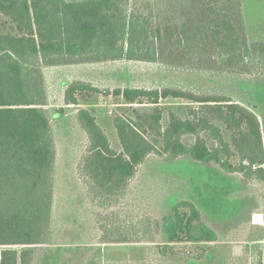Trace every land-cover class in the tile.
Wrapping results in <instances>:
<instances>
[{"label":"trees","instance_id":"1","mask_svg":"<svg viewBox=\"0 0 264 264\" xmlns=\"http://www.w3.org/2000/svg\"><path fill=\"white\" fill-rule=\"evenodd\" d=\"M176 1L174 13L158 22L164 14L148 4L132 8L129 0H0V264H32L33 247L48 244L50 236L57 147L46 110L44 67L124 59L209 69L202 64L207 59L223 71L241 73V64L252 65L264 83V41L250 42L241 0ZM84 91L100 89L82 80L67 82L65 103L81 104ZM112 94L122 107L113 118L121 150L113 147L93 109L77 111L88 137L79 176L100 206L124 198L154 153L190 156L264 180V124L245 106L174 87L126 86ZM171 98L191 104L184 116L170 108L165 121ZM205 135L213 138V147ZM183 207L188 210L182 212ZM174 212L171 241L180 233L188 241L218 240L193 202H179ZM195 225L200 236L194 235ZM101 239L135 242L121 232Z\"/></svg>","mask_w":264,"mask_h":264},{"label":"rangeland","instance_id":"2","mask_svg":"<svg viewBox=\"0 0 264 264\" xmlns=\"http://www.w3.org/2000/svg\"><path fill=\"white\" fill-rule=\"evenodd\" d=\"M241 2L250 42L264 41V0ZM147 4L164 14L156 19L164 22L178 1L129 0L132 8ZM202 64L211 68L124 59L44 67L57 166L48 244L33 247L32 264H259L260 253L264 264V180L258 177L229 173L214 162L190 156L172 159L154 153L131 180L125 197L102 207L79 176L78 163L87 150L88 137L76 108L93 109L113 147L121 150L113 118L122 107L112 94L119 87H174L229 97L264 124V83L256 79L252 65L241 64L244 71L239 73L216 70V64L207 59ZM75 80L89 82L100 92H82L81 102L87 105L66 104V84ZM165 104L167 121L170 108L184 116L191 103L171 98ZM205 136L213 147V138ZM185 200L201 211L202 221L218 233L217 241H188L184 233L171 241L177 223L174 206ZM120 232L135 242H101L102 236ZM194 235H201L198 225Z\"/></svg>","mask_w":264,"mask_h":264},{"label":"crops","instance_id":"3","mask_svg":"<svg viewBox=\"0 0 264 264\" xmlns=\"http://www.w3.org/2000/svg\"><path fill=\"white\" fill-rule=\"evenodd\" d=\"M69 105L80 106V105H87V104H82V103H81V104H78V105H77V104H69ZM82 108H87V107H82ZM79 109H80V108H76V113H77V111H78ZM95 115H96V114H95ZM96 117H97V116H96ZM77 120H78V119H77ZM78 122H79V120H78ZM79 124H80V123H79ZM101 126H102V125H101ZM102 127H103V126H102ZM103 129H104V128H103ZM83 130H84V129H83ZM104 130H105V129H104ZM53 131H54V130H53ZM105 131H106V130H105ZM85 153H86V152H85ZM85 153H84V154H85ZM84 154H83V155H84ZM151 155H152V154H151ZM151 155H149V156L147 157V159L144 161V163H146V161H148V159H150ZM82 157H83V156H82ZM78 162H79V161H78ZM144 163H143V164H144ZM78 164H79V163H78ZM143 164H142V165H143ZM142 165H141V166H142ZM56 166H57V158H56ZM141 166H140V167H141ZM55 172H56V171H55ZM86 189H87V187H86ZM87 191H88V190H87Z\"/></svg>","mask_w":264,"mask_h":264}]
</instances>
